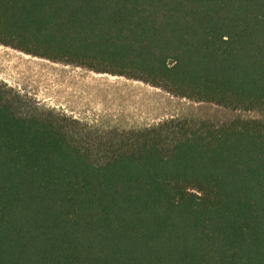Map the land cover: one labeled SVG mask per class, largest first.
<instances>
[{"label":"trees","instance_id":"1","mask_svg":"<svg viewBox=\"0 0 264 264\" xmlns=\"http://www.w3.org/2000/svg\"><path fill=\"white\" fill-rule=\"evenodd\" d=\"M0 45L264 113V0H0ZM0 82V264H264V120L168 119L102 161Z\"/></svg>","mask_w":264,"mask_h":264},{"label":"rangeland","instance_id":"2","mask_svg":"<svg viewBox=\"0 0 264 264\" xmlns=\"http://www.w3.org/2000/svg\"><path fill=\"white\" fill-rule=\"evenodd\" d=\"M0 82L14 109L75 121L71 134L96 163L119 140L168 119L214 125L234 120H264L258 110H232L173 96L124 77L97 74L75 65L32 57L0 45Z\"/></svg>","mask_w":264,"mask_h":264}]
</instances>
